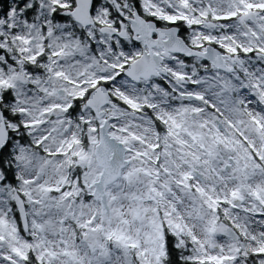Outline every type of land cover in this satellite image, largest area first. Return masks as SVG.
Segmentation results:
<instances>
[{"label":"snow or ice","instance_id":"1","mask_svg":"<svg viewBox=\"0 0 264 264\" xmlns=\"http://www.w3.org/2000/svg\"><path fill=\"white\" fill-rule=\"evenodd\" d=\"M0 264H264V0H0Z\"/></svg>","mask_w":264,"mask_h":264}]
</instances>
